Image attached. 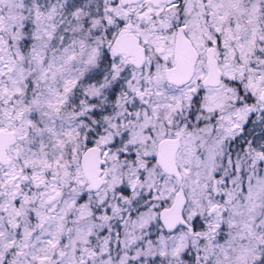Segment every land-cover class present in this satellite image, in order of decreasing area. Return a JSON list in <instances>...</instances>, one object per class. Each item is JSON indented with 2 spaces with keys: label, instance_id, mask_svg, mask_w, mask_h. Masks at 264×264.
<instances>
[{
  "label": "snow or ice",
  "instance_id": "snow-or-ice-1",
  "mask_svg": "<svg viewBox=\"0 0 264 264\" xmlns=\"http://www.w3.org/2000/svg\"><path fill=\"white\" fill-rule=\"evenodd\" d=\"M0 264H264V0H0Z\"/></svg>",
  "mask_w": 264,
  "mask_h": 264
}]
</instances>
